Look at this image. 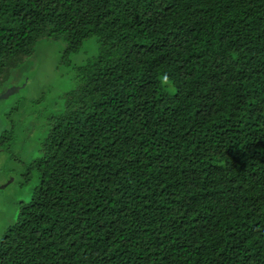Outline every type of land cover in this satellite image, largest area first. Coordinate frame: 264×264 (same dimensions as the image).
<instances>
[{
	"label": "trees",
	"instance_id": "trees-1",
	"mask_svg": "<svg viewBox=\"0 0 264 264\" xmlns=\"http://www.w3.org/2000/svg\"><path fill=\"white\" fill-rule=\"evenodd\" d=\"M45 37L98 48L0 264H264V0H0V80Z\"/></svg>",
	"mask_w": 264,
	"mask_h": 264
},
{
	"label": "rangeland",
	"instance_id": "rangeland-1",
	"mask_svg": "<svg viewBox=\"0 0 264 264\" xmlns=\"http://www.w3.org/2000/svg\"><path fill=\"white\" fill-rule=\"evenodd\" d=\"M64 46L63 39H40L34 52L0 80V240L38 181L36 175L26 179L27 165L40 155L47 118L61 109L65 92L74 85L72 67L95 54L98 41L86 39L66 58Z\"/></svg>",
	"mask_w": 264,
	"mask_h": 264
}]
</instances>
